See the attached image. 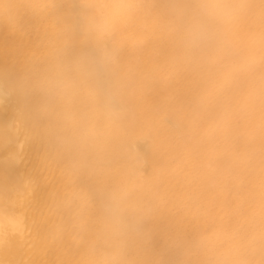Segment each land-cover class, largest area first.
Instances as JSON below:
<instances>
[{
  "label": "bare ground",
  "instance_id": "1",
  "mask_svg": "<svg viewBox=\"0 0 264 264\" xmlns=\"http://www.w3.org/2000/svg\"><path fill=\"white\" fill-rule=\"evenodd\" d=\"M104 2L0 0V264H264V0Z\"/></svg>",
  "mask_w": 264,
  "mask_h": 264
},
{
  "label": "clouds",
  "instance_id": "2",
  "mask_svg": "<svg viewBox=\"0 0 264 264\" xmlns=\"http://www.w3.org/2000/svg\"><path fill=\"white\" fill-rule=\"evenodd\" d=\"M84 5L85 11L83 15L88 24L99 25L107 19L108 5L104 2V0H99L94 14L89 13L87 10L91 6L88 0H84ZM225 7H227V5L221 4L220 0H199V11L208 16L219 14Z\"/></svg>",
  "mask_w": 264,
  "mask_h": 264
}]
</instances>
